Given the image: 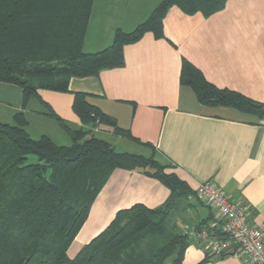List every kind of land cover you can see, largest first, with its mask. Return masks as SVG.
Instances as JSON below:
<instances>
[{
	"label": "crops",
	"instance_id": "0c3cea01",
	"mask_svg": "<svg viewBox=\"0 0 264 264\" xmlns=\"http://www.w3.org/2000/svg\"><path fill=\"white\" fill-rule=\"evenodd\" d=\"M161 1L93 0L82 51L95 53L109 47L116 31H133ZM162 35L155 38L147 32L125 45L122 68L72 78L66 93L40 90L23 109L19 93L13 113L22 109L32 139L53 140L43 129H32L28 117L41 125L51 122L58 135L62 128L49 112L79 129L81 122L72 110L73 93L86 94L89 105L127 134L99 126L93 130L95 136L114 137L136 148L121 153L172 166L193 192L194 199L177 221L181 232L186 226H205L213 217L209 204L195 195L198 185L206 182L237 205L247 206L250 225L264 231V118L201 106L192 90L179 81L185 60L216 88L264 104V0H227L223 10L207 18L171 7L162 21ZM6 88L2 90H10ZM169 194L164 185L139 170H114L70 248L89 243L118 211L137 204L155 209ZM189 241L181 264H247L243 256L209 257L202 241Z\"/></svg>",
	"mask_w": 264,
	"mask_h": 264
},
{
	"label": "trees",
	"instance_id": "16d2710c",
	"mask_svg": "<svg viewBox=\"0 0 264 264\" xmlns=\"http://www.w3.org/2000/svg\"><path fill=\"white\" fill-rule=\"evenodd\" d=\"M227 0H162L133 31H116L112 44L95 53L82 51L93 0H0V84L16 86L21 108L38 91L68 92L72 78L96 77L124 66L123 47L150 32L162 38V21L171 7L207 18ZM180 85L204 107H224L264 118V104L218 89L183 60ZM73 93L72 110L82 127L53 117L71 145L47 136L32 139L22 109L12 124L0 122V264H181L188 235L177 227L187 210L190 188L166 176L152 158L121 153L93 130L108 126L127 136L114 121ZM35 156L36 163H28ZM134 171L159 181L170 192L163 205L137 204L118 211L107 227L70 258L67 254L98 194L114 170ZM173 181V183H171ZM202 227L199 225L197 228Z\"/></svg>",
	"mask_w": 264,
	"mask_h": 264
},
{
	"label": "built area",
	"instance_id": "2783aa9c",
	"mask_svg": "<svg viewBox=\"0 0 264 264\" xmlns=\"http://www.w3.org/2000/svg\"><path fill=\"white\" fill-rule=\"evenodd\" d=\"M195 195L209 204L213 217L205 226L184 228L189 238L202 241L209 257L243 256L247 264H264V231L250 225L247 206H239L213 184L198 185Z\"/></svg>",
	"mask_w": 264,
	"mask_h": 264
},
{
	"label": "rangeland",
	"instance_id": "374dc122",
	"mask_svg": "<svg viewBox=\"0 0 264 264\" xmlns=\"http://www.w3.org/2000/svg\"><path fill=\"white\" fill-rule=\"evenodd\" d=\"M129 24V23H126ZM4 87H8L6 89H10V90H2ZM19 93H20V89L16 86H7L4 84H0V122L3 123H11L12 124V115L13 113V106L17 104V102L19 101ZM13 114H12V113ZM30 124L32 126V129H43L49 136H52L53 141L57 144V145H61V146H69L71 145V140L68 136H66V134L64 133V131L60 128H58V133H60V135L57 134V130L55 132H53L54 128H53V124L51 126V122H47L46 124L41 125L40 123H38L35 119H32L31 117H28ZM8 120V121H7ZM39 120V119H38ZM54 122V120H52V123ZM56 123V122H54ZM57 125V123L55 124ZM66 136V137H65ZM61 137L67 139V143H63V141L61 140ZM97 138H100L106 142H108L109 144H111L112 146H115L120 152H128V150H132L136 149L134 148V146H130L129 144H126L125 142H118L116 140V138H112V137H105L103 135H96ZM28 163H36L37 159L35 156H29ZM162 173L165 174L166 176H172L173 178L179 180V176L177 174V172L174 170V168L172 166L169 165H162ZM171 183H173V181H171ZM194 199V194H192L191 196H189L188 200H193ZM181 216H179V218H177V220L181 219ZM81 249L79 244H75L74 246H72L70 249H68V256L70 258H73L78 251ZM165 264H170V260H167L165 262Z\"/></svg>",
	"mask_w": 264,
	"mask_h": 264
}]
</instances>
